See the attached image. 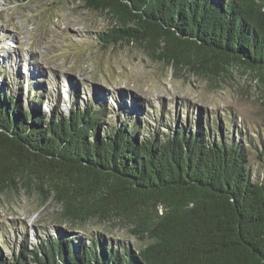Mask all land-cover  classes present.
I'll use <instances>...</instances> for the list:
<instances>
[{
  "label": "trees",
  "instance_id": "16d2710c",
  "mask_svg": "<svg viewBox=\"0 0 264 264\" xmlns=\"http://www.w3.org/2000/svg\"><path fill=\"white\" fill-rule=\"evenodd\" d=\"M82 1L116 23L98 35L104 48L138 44L192 72L251 71L264 104V0ZM101 107L71 105L45 121L38 108L24 111L0 93V194L33 182L65 219H116L146 246L56 237L0 254V264H264V184L251 180L246 149L201 129L142 137L126 119L101 138Z\"/></svg>",
  "mask_w": 264,
  "mask_h": 264
},
{
  "label": "rangeland",
  "instance_id": "374dc122",
  "mask_svg": "<svg viewBox=\"0 0 264 264\" xmlns=\"http://www.w3.org/2000/svg\"><path fill=\"white\" fill-rule=\"evenodd\" d=\"M115 25L82 0H0V93L18 98L24 111L38 108L45 121L67 116L71 105L99 104L101 138L125 119L135 121L142 137L155 139L177 127L201 129L208 140H232L246 149L251 180L264 184L263 87L255 73L236 66L219 74L192 72L158 62L133 43L104 48L98 35ZM56 237L132 250L147 244L116 219H65L53 194L42 197L33 182L0 194L3 257L37 250Z\"/></svg>",
  "mask_w": 264,
  "mask_h": 264
}]
</instances>
